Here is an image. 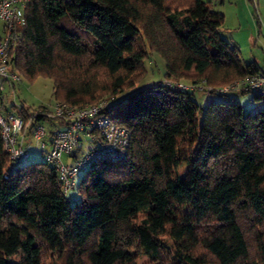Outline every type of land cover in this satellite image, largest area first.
<instances>
[{
  "label": "trees",
  "instance_id": "trees-1",
  "mask_svg": "<svg viewBox=\"0 0 264 264\" xmlns=\"http://www.w3.org/2000/svg\"><path fill=\"white\" fill-rule=\"evenodd\" d=\"M183 1H30L11 70L51 78L54 100L69 105L108 96L129 147L86 168L70 204L45 156L13 164L0 135V264H42L44 252L62 264H135L142 251L154 264H264V91H221L264 70L219 36L224 15L210 1ZM153 53L163 78L140 85ZM180 79L206 102L197 86L164 82Z\"/></svg>",
  "mask_w": 264,
  "mask_h": 264
},
{
  "label": "built area",
  "instance_id": "built-area-1",
  "mask_svg": "<svg viewBox=\"0 0 264 264\" xmlns=\"http://www.w3.org/2000/svg\"><path fill=\"white\" fill-rule=\"evenodd\" d=\"M31 0H0V135L3 148L11 162L17 164L33 153L43 152L45 160L52 166L67 195L75 186L78 175L98 160H118L129 147V133L113 122L104 108L107 101L87 105H69L54 101L49 107H38L21 114L5 111L3 98L6 89L13 90L19 76L11 70L12 57L18 50L25 26V9ZM174 88L201 90L196 84L164 81ZM264 91V73L260 72L221 87V91ZM43 117L44 121H33ZM46 119L60 122L58 127L48 124ZM49 125L46 128L44 123ZM30 129V132H29ZM52 131L51 134L49 132ZM101 144L94 145L96 139ZM34 142L36 149L30 150L27 143ZM49 144V151L44 149ZM86 143L87 149L76 155L78 147ZM64 157L68 161L64 160Z\"/></svg>",
  "mask_w": 264,
  "mask_h": 264
},
{
  "label": "rangeland",
  "instance_id": "rangeland-1",
  "mask_svg": "<svg viewBox=\"0 0 264 264\" xmlns=\"http://www.w3.org/2000/svg\"><path fill=\"white\" fill-rule=\"evenodd\" d=\"M210 1L214 11L224 15V24L219 32V36L238 45L244 62L255 61L262 70H264V0H203ZM171 5H179L184 3L183 0H170ZM79 36H83L86 41L92 40L93 37L83 31L73 30ZM144 66L147 70L146 76L140 82V85L151 82H159L163 78L164 62L155 53L150 56V59L144 61ZM179 82L191 85V81L180 79ZM233 98L238 101L247 112L254 110V103L247 95L232 94ZM196 100L200 103L206 102L208 94L200 90L194 93ZM99 101L110 100L106 95H101ZM53 97V82L51 78L37 76L32 81L21 77L13 90L6 89L3 102L7 105L8 111L15 112L19 107L23 106L28 112L38 107H49L54 102ZM97 102V103H98ZM13 104L15 109L10 105ZM46 128L49 125L45 122ZM30 150L37 148L34 142L26 145ZM47 143L44 151H49ZM86 143H82V150H86ZM79 155V151L76 152ZM44 160V154L36 153L26 159L24 162ZM185 167H181L175 174V177H181L184 174ZM81 172L76 181L75 186L69 191L67 199L70 204H73L78 199L77 185L82 177ZM15 261H19V255L15 257ZM55 254L44 252L42 256V264H62ZM135 264H154L142 251L135 260Z\"/></svg>",
  "mask_w": 264,
  "mask_h": 264
},
{
  "label": "crops",
  "instance_id": "crops-1",
  "mask_svg": "<svg viewBox=\"0 0 264 264\" xmlns=\"http://www.w3.org/2000/svg\"><path fill=\"white\" fill-rule=\"evenodd\" d=\"M64 160H65V161H68V159H67L66 157H64Z\"/></svg>",
  "mask_w": 264,
  "mask_h": 264
}]
</instances>
